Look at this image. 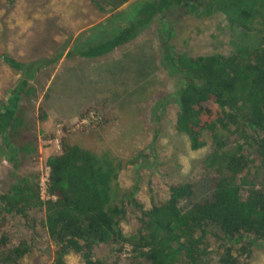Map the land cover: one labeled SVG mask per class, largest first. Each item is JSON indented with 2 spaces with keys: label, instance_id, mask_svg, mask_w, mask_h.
<instances>
[{
  "label": "trees",
  "instance_id": "obj_1",
  "mask_svg": "<svg viewBox=\"0 0 264 264\" xmlns=\"http://www.w3.org/2000/svg\"><path fill=\"white\" fill-rule=\"evenodd\" d=\"M89 1L99 10L117 11L130 0ZM134 9L124 25L104 31L109 36L103 32L78 54L105 55L132 41L157 15L220 16L216 28L226 35L225 49L180 50L169 40L173 30L160 42L162 63L178 76L175 129L187 136L191 150L208 147L201 174L167 183L166 196L151 195L145 204L136 184L124 187L118 180L127 160L109 149L70 142L64 125L59 152L45 159L53 199H41L43 130L37 121L46 114L40 93L29 83L38 71L31 63L27 76L7 91L6 103L0 102V152L11 163L10 183L0 192V264H20L36 247L28 237L12 240L8 218L44 234L49 264H66L69 254L84 264H100L101 245L108 246L114 264L123 254L130 264H248L253 248L264 245V0H144ZM2 55L12 67H22ZM162 101L168 100L156 104L161 111ZM133 162L134 157L129 165Z\"/></svg>",
  "mask_w": 264,
  "mask_h": 264
},
{
  "label": "rangeland",
  "instance_id": "obj_2",
  "mask_svg": "<svg viewBox=\"0 0 264 264\" xmlns=\"http://www.w3.org/2000/svg\"><path fill=\"white\" fill-rule=\"evenodd\" d=\"M142 1L130 0L117 11H102L89 0H0V102L4 98L6 103L7 91L27 76L31 63L38 70L29 83L40 93L46 114L37 121V129L43 130L39 134V179L46 157L59 152L64 125L70 142L96 151L109 149L127 160L118 180L124 187L136 184L137 197L145 204L151 195L166 196L167 183L195 180L201 174L208 147L191 150L187 136L175 129L177 104L173 99L178 76L162 63L160 42L169 39L173 30L169 40L180 50L204 54L217 46L225 49L226 35L216 28L220 16H177L176 11L157 15L132 41L105 55L78 54L88 43L99 41L104 31L112 33L124 25ZM104 36L109 35L104 32ZM3 53L22 67H12ZM165 97L168 101H162L165 109L161 111L156 104ZM83 112L87 115L81 116ZM103 117L107 120L100 121ZM48 132H53V139L44 137ZM10 166L0 152V192L10 183ZM21 222L8 218L9 235L12 240L31 238L36 247L20 264H49L52 254L44 234ZM96 257L102 264H114L108 246H99ZM65 262L84 264L74 254L67 255ZM116 264L130 262L123 254ZM248 264H264V245L253 248Z\"/></svg>",
  "mask_w": 264,
  "mask_h": 264
},
{
  "label": "built area",
  "instance_id": "obj_3",
  "mask_svg": "<svg viewBox=\"0 0 264 264\" xmlns=\"http://www.w3.org/2000/svg\"><path fill=\"white\" fill-rule=\"evenodd\" d=\"M57 130L60 131L59 128ZM48 176H49V166L46 165V162H45V172L42 173V175L40 176V179L38 181L39 182L40 197L43 200L53 199V197L50 194H48V192H47Z\"/></svg>",
  "mask_w": 264,
  "mask_h": 264
}]
</instances>
